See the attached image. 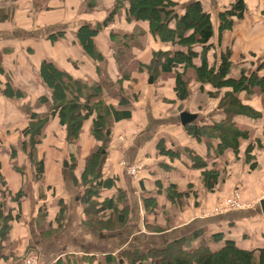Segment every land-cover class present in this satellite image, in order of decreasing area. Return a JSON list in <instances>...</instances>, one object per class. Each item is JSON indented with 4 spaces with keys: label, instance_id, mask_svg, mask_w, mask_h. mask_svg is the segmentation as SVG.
<instances>
[{
    "label": "crops",
    "instance_id": "0c3cea01",
    "mask_svg": "<svg viewBox=\"0 0 264 264\" xmlns=\"http://www.w3.org/2000/svg\"><path fill=\"white\" fill-rule=\"evenodd\" d=\"M171 1L174 6L166 11L181 15L188 4L199 2L202 11L209 15L213 36L204 54L202 46H192L195 67L201 64V54L211 66L218 63L221 53L228 51L229 78L237 79L242 74L264 78V0H242L243 16L233 18L234 24L222 31L219 15L234 0ZM93 2L91 11L87 10L86 5ZM114 2L0 0V9L9 11L8 20L0 22V91L8 83L25 95L22 103L13 105L0 93V204L4 205L3 215L9 217V229L0 239V264H23L30 252L39 256L41 264H108L107 257L125 264V249L146 251L197 230L203 232L201 242L220 232L222 240H234L241 249L264 247V217L259 206L264 200V90L255 86L249 93H237L259 117H235L237 127L247 131L249 137L240 143L238 153L229 150L217 155L216 139L196 140L179 122L182 112L194 115L193 124L198 126L210 125L223 117L216 108L218 98L209 97L212 88L205 84L199 89L200 84L191 78L189 96L180 102L174 92V71L158 70L153 79L148 70L156 52L171 56L174 52L186 53V47L153 35L147 21H126L123 9L102 27ZM84 25L100 31L93 41L104 56L105 66L97 65L83 51L76 32ZM173 25L171 21L168 26ZM135 28L141 34L132 42L130 58L125 63L128 79L101 94L111 107L118 105L119 94L134 97L130 117L111 124L100 172L101 179L112 182L110 188L99 191L100 201L115 198L121 192L125 196L118 207L128 209L127 219L113 231L100 230L98 225L106 224L110 211H103L106 218L98 219L99 224L87 225L83 203L79 201L85 191L81 182L85 162L98 145L90 133L93 116L83 121L78 140L71 145L65 141V130L58 118H49L38 145L37 161L42 160L43 174L37 179L32 164L17 147L20 132L28 124L25 112L17 107L27 104L28 109L32 108L39 95L49 94L37 77L43 61L87 87L105 77L116 82L121 74L109 33L133 34ZM32 111L45 113L46 108L35 107ZM194 158L200 159L204 167H195ZM136 164L141 166L137 174H127L125 167ZM203 172L215 178L211 189L205 185ZM89 179L91 176L87 175L86 180ZM172 185L180 194L174 202L166 196ZM236 191L246 207L217 212L220 204ZM18 192L20 196H16ZM149 199L153 208L144 207ZM59 212L63 221L61 229L54 232ZM47 228L52 229L51 236L41 234ZM197 245L198 241L191 248ZM220 245L221 242L210 247L216 250Z\"/></svg>",
    "mask_w": 264,
    "mask_h": 264
},
{
    "label": "trees",
    "instance_id": "16d2710c",
    "mask_svg": "<svg viewBox=\"0 0 264 264\" xmlns=\"http://www.w3.org/2000/svg\"><path fill=\"white\" fill-rule=\"evenodd\" d=\"M126 3L128 4L127 8L125 7ZM86 6L87 10L91 11L94 2ZM173 6L171 0H115L112 11L101 23V26L104 27L106 22L113 20L115 15H118L123 9L125 10L126 21H147L149 30L153 35H157L162 41L176 42L186 47V53L174 52L171 56H167V52H156L148 67L149 73L155 79L158 70L161 73H170L173 70L175 75L174 92L180 102L189 96L191 78L200 84L199 89H202L205 84L209 85L212 88L208 93L209 97L218 98L216 108L221 111L223 117L217 122L202 126L193 124L194 120L192 124L184 126L185 131L196 140L201 138L216 139L218 142L215 149L217 155L229 150L236 154L240 149V143L247 141L249 136L247 131L237 127L234 121L235 117L242 116L253 119L259 117L257 112L242 103L237 93L240 91L249 93L255 86L264 90V78L258 79L255 75L247 77L244 74L237 79L229 78L231 62L228 51L220 54L217 64L209 66L206 60L202 59V54L209 49V41L213 36L209 15L202 11L199 2L188 4L181 15L165 10ZM244 9L242 0H234L229 9L220 13L219 30L230 28L234 24L233 18L235 20L241 18ZM8 17L9 11L0 9V22L7 21ZM171 21L174 23L172 28L168 26ZM133 30L135 31L133 34L110 32L108 36V40L113 43V57L121 74L116 82L111 83L105 77L97 84L87 87L80 80L58 70L52 63L43 61L39 66L37 77L43 82L49 94L39 95L34 106L29 108L30 110L27 108V104L17 107L21 113L25 112L23 114H26L28 120L27 126L20 132L21 138L17 147L32 164L37 179H40L43 174L42 160L37 161L38 145L42 143V132L49 118L55 116L58 118L59 125L65 130V141L71 145L77 142L83 121L93 116L90 133L98 145L85 162L81 175V182L85 191L79 201L83 203L87 225L92 224V222L99 224L98 219L105 217L103 211H110L106 216V224L98 225L100 230L113 231L116 227L125 224L127 219L128 209L118 207V203L124 200L125 195L118 191L115 198L106 197L100 201L99 191L105 187L110 188L112 185L110 179H101L100 174L107 154L111 124L130 117L133 96L119 94L118 105L111 107L105 103L101 94L102 91H108L113 86H117L116 84L122 83V80L128 79L129 73L124 69L125 63L130 58L128 53L132 42L141 34L136 31V28ZM99 32L96 27L84 25L77 30L76 34L85 54L97 65L103 64L105 66L104 56L96 48L93 41ZM196 44L202 46L201 64L197 67L192 64V59L196 56L195 51H192V46ZM122 59H124V63ZM178 69H181V72ZM188 72L192 75H188ZM0 93L8 103L13 105L25 99L21 90L11 88L8 83L4 85ZM41 106L46 108L45 113L32 111L35 107ZM159 150L166 152L162 147H159ZM193 162L197 168L204 167L198 158H194ZM87 175L91 176L88 181L86 180ZM202 175L205 185L211 189L215 182L214 176H208L206 172H203ZM18 195L21 194L18 192L16 196ZM166 196L171 202L179 199L180 194L176 191L175 185L166 190ZM148 202L149 204H147ZM152 203L149 199L144 202V207L153 208ZM3 211L4 205L0 204V239L9 229L7 225L9 217H5ZM61 212L56 216V225L52 228L54 232L61 229L60 222L63 221V214L61 215L62 218L60 217ZM100 212L103 213L98 216ZM148 212L152 213L153 210ZM52 229L47 228L41 231V234L51 236L53 234ZM202 234V230H197L187 236L173 239L171 242L161 244L160 247H153L146 251L125 249L122 258L125 264H264V247L253 250L241 249L234 240H222L223 236L220 232L214 233L205 239V242H201ZM197 241V247L191 248L192 244ZM220 242L221 245L218 249L214 250L210 247V244ZM106 260L108 264H117L109 257Z\"/></svg>",
    "mask_w": 264,
    "mask_h": 264
},
{
    "label": "built area",
    "instance_id": "2783aa9c",
    "mask_svg": "<svg viewBox=\"0 0 264 264\" xmlns=\"http://www.w3.org/2000/svg\"><path fill=\"white\" fill-rule=\"evenodd\" d=\"M141 166L136 164V165H128L125 167V170L127 174L131 176H135L137 172L140 170ZM240 194L236 191L234 192L229 200H225L222 204H220L219 208L227 207L229 209L228 211H234L239 208H244V205H242L241 200H240ZM23 264H41L40 263V258L36 253H28L24 258H23Z\"/></svg>",
    "mask_w": 264,
    "mask_h": 264
},
{
    "label": "water",
    "instance_id": "95a60500",
    "mask_svg": "<svg viewBox=\"0 0 264 264\" xmlns=\"http://www.w3.org/2000/svg\"><path fill=\"white\" fill-rule=\"evenodd\" d=\"M195 120V116L186 112H182L179 115V122H181L180 124L182 126H185L187 124H190L191 122H193ZM259 206H260V210H261V214L264 217V200H261L259 202Z\"/></svg>",
    "mask_w": 264,
    "mask_h": 264
},
{
    "label": "rangeland",
    "instance_id": "374dc122",
    "mask_svg": "<svg viewBox=\"0 0 264 264\" xmlns=\"http://www.w3.org/2000/svg\"><path fill=\"white\" fill-rule=\"evenodd\" d=\"M20 103H22V102H20ZM263 195H264V194H263ZM263 195H262V196H263ZM226 199L229 200V198H226ZM240 200H241V197H240ZM242 205H243V204H242ZM244 206H245V205H244ZM245 207H246V206H245ZM240 209H243V208H239V209H236V210H240ZM228 210H229V209H227V207H226V208L223 207V208H219V209L217 210V212L220 211L219 213H225V212H228ZM234 211H235V210H234ZM41 216H42V213L39 212L38 217H41ZM173 252H174V251H173ZM173 252H172V253H173ZM172 253H171V254H172ZM20 258H21V257H20Z\"/></svg>",
    "mask_w": 264,
    "mask_h": 264
}]
</instances>
